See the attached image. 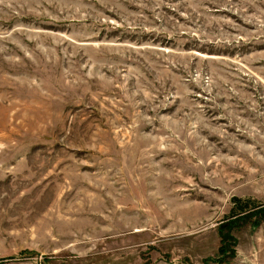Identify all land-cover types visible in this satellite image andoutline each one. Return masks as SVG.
I'll return each mask as SVG.
<instances>
[{"label":"rangeland","instance_id":"374dc122","mask_svg":"<svg viewBox=\"0 0 264 264\" xmlns=\"http://www.w3.org/2000/svg\"><path fill=\"white\" fill-rule=\"evenodd\" d=\"M0 264H264V0H0Z\"/></svg>","mask_w":264,"mask_h":264},{"label":"trees","instance_id":"16d2710c","mask_svg":"<svg viewBox=\"0 0 264 264\" xmlns=\"http://www.w3.org/2000/svg\"><path fill=\"white\" fill-rule=\"evenodd\" d=\"M224 241V240H223Z\"/></svg>","mask_w":264,"mask_h":264}]
</instances>
